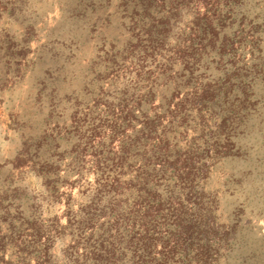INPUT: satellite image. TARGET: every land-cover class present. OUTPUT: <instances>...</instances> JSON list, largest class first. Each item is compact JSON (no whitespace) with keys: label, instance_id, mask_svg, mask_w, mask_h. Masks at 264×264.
<instances>
[{"label":"trees","instance_id":"16d2710c","mask_svg":"<svg viewBox=\"0 0 264 264\" xmlns=\"http://www.w3.org/2000/svg\"><path fill=\"white\" fill-rule=\"evenodd\" d=\"M246 1L121 3L131 33L128 49L121 53L109 47L102 56L108 70L113 67L108 77L122 78L120 85H124L99 96L97 115L91 116L83 107L77 110L83 111L78 123L88 125L92 130L88 137L98 143L99 152L91 153L98 158L95 178L80 191L82 202L65 200L56 180L49 182L56 202L64 200L65 225L56 220L46 227L40 216L31 217L37 212L8 214L9 231L0 230V264H58L52 262V245L65 234L71 237L72 249L66 264H173L178 255L187 261L201 238L207 241V213H214L217 206L208 210L207 193L199 187L207 177L205 114L228 109L237 117L236 108L257 109L260 92L255 88L260 80L264 82L260 36L250 39L240 27L227 31L238 22L239 26L252 23L237 17L236 6ZM187 12L193 14V21L183 25ZM249 31L262 33L264 23L251 24ZM248 44L250 61L239 53ZM214 51L217 58H211ZM169 82L173 84L170 97L163 96L156 104L159 87ZM183 87L186 91L180 96ZM77 105L82 104L77 101ZM245 115L238 123L244 122ZM193 118L200 124V134L182 145L185 127ZM225 121L219 127L230 135L234 124L223 127ZM231 145L217 149L230 155ZM258 186L252 177L239 186L245 202H255ZM7 200L3 203L9 206L12 202ZM16 216L21 226L14 228ZM8 245L15 248L17 262L13 254L9 260L4 255Z\"/></svg>","mask_w":264,"mask_h":264},{"label":"rangeland","instance_id":"374dc122","mask_svg":"<svg viewBox=\"0 0 264 264\" xmlns=\"http://www.w3.org/2000/svg\"><path fill=\"white\" fill-rule=\"evenodd\" d=\"M123 1L0 0L2 232L9 231L5 218L17 212L25 216L37 212L31 217L40 216L46 227L56 220L59 225L67 223L64 200L56 202L57 195L49 190L51 180H56L65 200H84L80 191L95 178L98 158L91 153H98L99 147L88 137L92 130L81 126L77 118L84 110L97 115L101 110L96 104L99 96L124 85H120L122 78L108 77L113 67L108 70L102 56L109 47L121 53L128 49L131 33L123 17ZM236 12L238 18L244 16L245 22L252 23L239 26L238 22L228 33L240 27L242 34L250 39L260 36L264 43V31H249L251 24L264 23V0L238 4ZM186 14L183 25L193 21V14ZM250 47L239 48L240 55L249 61ZM215 53L211 58H217ZM255 89L260 92L257 109L236 108L237 117L227 113L228 109L221 114H205L207 177L199 187L207 193L208 210L211 205L217 208L207 213V241L201 238L187 261L178 255L173 264H264V82L260 80ZM172 91L171 82L160 86L156 104L163 96L169 98ZM185 91L183 87L180 96ZM243 114L244 122L238 123ZM223 118V127L234 124L230 135L219 127ZM185 128L182 145L193 141L201 129L195 118ZM85 129L89 130L86 134ZM180 129L183 133L184 127ZM229 144L233 148L230 155L218 151L217 146L227 149ZM251 177L259 183V190L255 202L246 203L239 186L246 185ZM6 199L12 202L9 206L3 203ZM12 222L14 228L21 226L19 217ZM70 240L68 234L54 240L52 262L66 264L67 258H72ZM11 254L17 262L15 248L8 245L4 252L7 260Z\"/></svg>","mask_w":264,"mask_h":264}]
</instances>
